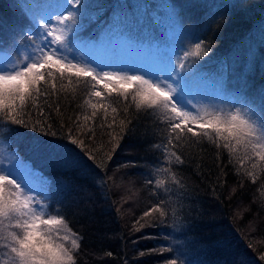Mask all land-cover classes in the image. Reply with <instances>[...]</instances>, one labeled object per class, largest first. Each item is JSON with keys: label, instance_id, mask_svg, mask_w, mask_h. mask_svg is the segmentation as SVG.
I'll return each instance as SVG.
<instances>
[{"label": "trees", "instance_id": "trees-1", "mask_svg": "<svg viewBox=\"0 0 264 264\" xmlns=\"http://www.w3.org/2000/svg\"><path fill=\"white\" fill-rule=\"evenodd\" d=\"M31 1L0 0V47L11 48L22 38L21 31L32 19ZM167 1L210 45L203 63L208 72H220L238 56L251 53L244 71L230 69L236 77L231 82L260 113L264 93V0ZM149 2L153 0L144 1L146 8ZM85 3L83 33L90 35L107 27L123 8H129L128 0ZM83 93V86H78L75 92L70 88L61 94L64 119L72 115L83 124L82 114L91 115L90 108L76 107L87 98ZM65 95L76 99L65 100ZM126 115L131 122L126 121L114 152L115 141L110 143L108 135L112 129L96 127L95 162L65 138L66 129L58 124L53 129L58 135L52 137L18 125L9 127L7 120L0 118V136L48 177L49 202L62 211L69 227L79 234L76 264H167L169 259H178L166 235L173 217L170 215L164 223L156 219L158 213L141 219L143 212L159 200L168 202L170 214H181L175 224L177 233L182 236L183 249L197 257V264H264V161L258 160L253 168L252 163H241L234 153L205 139L200 143L184 141L179 150L172 149L185 162L168 164L163 147L167 136L158 123L159 116L134 104ZM124 118L121 115L113 125L117 132ZM104 119L103 113H98L83 131ZM77 136L88 144L79 132ZM69 160L74 163L69 165ZM167 167L176 174L179 184L170 175L158 174V169ZM167 176L169 183L158 187L155 180ZM165 247L173 252L155 251Z\"/></svg>", "mask_w": 264, "mask_h": 264}, {"label": "snow or ice", "instance_id": "snow-or-ice-1", "mask_svg": "<svg viewBox=\"0 0 264 264\" xmlns=\"http://www.w3.org/2000/svg\"><path fill=\"white\" fill-rule=\"evenodd\" d=\"M61 6L63 11L33 14L26 29L20 33L22 38L14 41L22 47V52L15 58H5L0 68V118L6 119L9 127L18 125L44 136L56 137L58 133L53 129L58 124L66 129L65 138L84 152L87 159L95 162L96 127L104 129L106 125L112 129L108 135L110 143L115 141L111 149L114 152L119 147L126 121L131 122L126 114L134 104L137 109L150 110V114L159 116L158 123L167 136L163 147L168 164L185 162L172 149L179 150L184 141L200 143L205 139L219 149H227L230 154L242 151L252 159L249 155L252 153L264 161V93L257 114L243 96L234 97L236 103L225 110L222 105H205L198 98L196 88L188 86L196 76L195 62L209 55L210 45L205 40L200 39L175 54L171 71L160 70L153 74L102 65L85 54L89 47L101 43L83 35L85 0H64ZM112 32V29L108 30L105 40L111 39ZM78 86H83L87 98L83 105L77 102L76 107L86 106L92 110L90 116L82 114L83 124L72 115L64 119L65 112L60 103L62 93H68L70 88L75 92ZM218 91L223 94L222 86ZM53 97L55 99L50 103L49 99ZM63 99L76 98L65 95ZM114 103L118 106H113ZM100 112L104 121L83 131L87 122ZM121 115L125 118L119 121L117 132L113 125ZM77 132L88 140V144L85 139L78 138ZM89 144L93 147L89 148ZM108 158L111 159L110 153ZM67 163L74 162L69 160ZM17 165L14 157H9L7 164L0 160V264H76L79 234L69 227L62 211L49 202L50 195L38 190L29 178L15 170ZM161 172L180 183L170 167L158 169V174ZM166 182L165 179L155 180L158 187H163ZM153 213H158L156 219L160 223L170 215L175 217L174 212L168 211L166 200L153 204L143 212L141 219ZM155 251L171 253L173 249L165 247ZM167 264L184 262L169 259Z\"/></svg>", "mask_w": 264, "mask_h": 264}, {"label": "rangeland", "instance_id": "rangeland-1", "mask_svg": "<svg viewBox=\"0 0 264 264\" xmlns=\"http://www.w3.org/2000/svg\"><path fill=\"white\" fill-rule=\"evenodd\" d=\"M145 0H128L129 8L116 14V19L107 27L101 28L96 34L83 33L90 39H98L101 43L86 50V55L102 65L127 67L132 70L151 71L153 74L160 70L171 71L175 61V54L189 48L190 45L198 42L200 37L197 31L186 24L177 8L167 0H153L144 5ZM64 0H32L30 11L34 13L63 11L61 6ZM85 22L82 26V31ZM112 29V37L105 40L106 33ZM22 52V47L15 43L11 48L0 47V68L4 59H12ZM251 53L237 57L230 66L220 72H208L203 63L206 57H202L194 64L196 76L188 82L190 88H196L198 98L205 105H222L225 110L230 109L236 103L234 97L243 96L231 78L235 80V75L230 72L231 68L238 67L245 70ZM222 86L223 94L218 91ZM239 106V105H237ZM246 106H248L246 104ZM258 113L257 108L250 105ZM243 164H255L258 158L249 153L253 158L249 159L241 151L234 153ZM235 156V157H236ZM9 157H14L18 161L16 169L22 176L29 178L38 190H44L50 194L49 179L42 172L35 168L28 160L24 159L20 153L10 147V144L0 136V160L5 164ZM169 180V177H163ZM169 183V182H168ZM181 214H177L166 230L167 241L174 249L175 256L182 260L184 264H197V257L192 256L183 249V239L178 234L177 224Z\"/></svg>", "mask_w": 264, "mask_h": 264}]
</instances>
